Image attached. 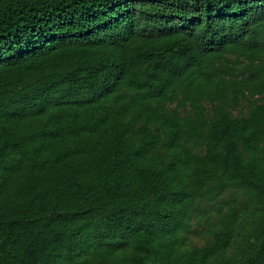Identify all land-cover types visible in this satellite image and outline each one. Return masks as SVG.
Instances as JSON below:
<instances>
[{"label":"trees","instance_id":"obj_1","mask_svg":"<svg viewBox=\"0 0 264 264\" xmlns=\"http://www.w3.org/2000/svg\"><path fill=\"white\" fill-rule=\"evenodd\" d=\"M0 264H264V0H0Z\"/></svg>","mask_w":264,"mask_h":264},{"label":"rangeland","instance_id":"obj_2","mask_svg":"<svg viewBox=\"0 0 264 264\" xmlns=\"http://www.w3.org/2000/svg\"><path fill=\"white\" fill-rule=\"evenodd\" d=\"M201 238L200 237H198L197 239H196V241L198 242V243H200L201 242V240H200Z\"/></svg>","mask_w":264,"mask_h":264}]
</instances>
